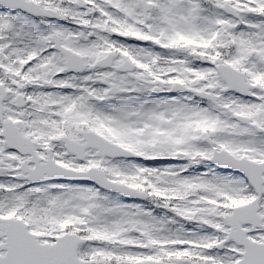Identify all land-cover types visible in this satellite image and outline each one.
I'll list each match as a JSON object with an SVG mask.
<instances>
[{
  "label": "snow or ice",
  "instance_id": "obj_1",
  "mask_svg": "<svg viewBox=\"0 0 264 264\" xmlns=\"http://www.w3.org/2000/svg\"><path fill=\"white\" fill-rule=\"evenodd\" d=\"M0 264H264V0H0Z\"/></svg>",
  "mask_w": 264,
  "mask_h": 264
}]
</instances>
